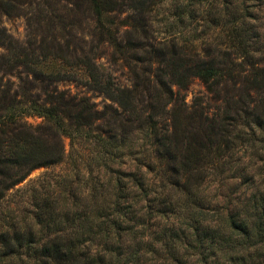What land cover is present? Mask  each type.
I'll list each match as a JSON object with an SVG mask.
<instances>
[{"label": "trees", "instance_id": "trees-1", "mask_svg": "<svg viewBox=\"0 0 264 264\" xmlns=\"http://www.w3.org/2000/svg\"><path fill=\"white\" fill-rule=\"evenodd\" d=\"M250 1L264 4L0 0L27 24L22 42L0 27V205L33 170L73 167L29 189L30 211L0 209V264H264V36ZM194 80L209 103L185 105ZM78 143L87 153L71 159Z\"/></svg>", "mask_w": 264, "mask_h": 264}, {"label": "rangeland", "instance_id": "rangeland-1", "mask_svg": "<svg viewBox=\"0 0 264 264\" xmlns=\"http://www.w3.org/2000/svg\"><path fill=\"white\" fill-rule=\"evenodd\" d=\"M246 7L251 11V14L254 18H258L256 25H261V28L259 29V32L264 36V4L262 3H255V2H247ZM73 18L72 16H69L68 19ZM76 22L75 25V31L74 34L78 38H83L87 40V24H90L88 22L87 24L81 19ZM76 21V20H75ZM0 27L5 28V30L13 36L16 40L22 42L26 38L27 34V24L26 21L23 18H7L5 16H0ZM158 29V28H157ZM158 38H162L157 36ZM2 50L0 49V53ZM116 77L119 76L118 73L115 74ZM120 81L124 83L125 85H129L128 81L125 80V77H121ZM59 89L69 90L71 94H76L78 96H84L91 98L92 102L98 105L99 109L101 106L105 103L104 99L94 93H91L87 91L85 88L72 84V83H63L58 85ZM200 99V100H199ZM202 101L204 104L209 103L208 97L206 99V93L204 90V87L197 81L194 80L191 84V86L188 88L187 92L185 93V105L186 106H192L193 101ZM108 103V102H107ZM26 122L28 124H31L33 126L40 125L42 123L41 118L37 117H28L26 118ZM141 137L139 135H134L132 137V145L134 147V151H137V149L142 144ZM62 144L65 150V153L68 154V152L71 150L70 147V140L69 138L64 137L62 139ZM144 147V146H143ZM85 146L82 143H78L73 146L74 153L71 155V159H77L81 158V156L86 155L87 149H84ZM243 157V156H242ZM66 163L59 164V165H52L48 167H41L38 169L33 170L28 177L19 185L15 187V191H18L15 193V191H11L10 196L2 205H0V209L4 210L5 207H15L19 208L18 211L31 210V201L29 198V189L35 188L40 189L45 187L47 184H49L52 181H55L53 179H58V177H61L65 174H71L73 173V167L70 164L69 158L65 159ZM126 163V160H124ZM124 163V162H123ZM132 164H129L127 167L122 166L123 170L131 171L133 168L131 167ZM14 194V195H13Z\"/></svg>", "mask_w": 264, "mask_h": 264}]
</instances>
